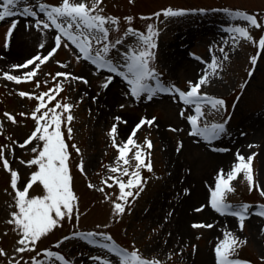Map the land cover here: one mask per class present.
Instances as JSON below:
<instances>
[{"label": "rangeland", "instance_id": "1", "mask_svg": "<svg viewBox=\"0 0 264 264\" xmlns=\"http://www.w3.org/2000/svg\"><path fill=\"white\" fill-rule=\"evenodd\" d=\"M59 2L28 0L33 6L36 3L57 5ZM100 7L103 8V15L120 18V32L110 33L111 38L122 34L129 26L143 32L148 24L155 25L159 35L155 41L157 47L152 66L165 85L174 84L186 91L188 81L196 82L203 74L206 68L204 62H210L213 56L222 60L224 53L219 49L224 47L228 59L222 61L218 76L211 77L209 85L203 86L202 91L209 96L222 98L226 107L216 112L205 106L201 127L227 120L225 132L211 142L189 135L191 126L186 116L193 114L191 108L181 102H174L166 94H159L151 101L146 99V94L139 99L133 98L129 94L130 86L121 77L116 76L107 89L102 88L105 78L114 74L106 70L97 72L95 66L83 59L77 61L78 51L66 39L64 43H68V47L62 44L57 54L41 66L33 81L19 84L8 81L3 78L4 72L23 77L33 66L13 69L12 65L23 64L37 53L47 55L54 46L57 33L54 29L43 32L35 27L26 29V24L35 23L34 18L30 17L17 16L0 22V146H8L5 148V158L9 160L11 168L20 174L18 187L21 190L31 173L37 170V166L28 167L21 161L31 160L36 155L31 148L42 146V142L34 141L24 148L19 147L35 129L31 113L39 102L22 98L18 93L27 92L38 96L48 91L58 82L52 80L57 72H68L73 76L84 77L89 82L64 81V90L55 101L48 104V107H54L59 101L73 105L71 138L68 137L66 126L62 125V131L70 153L72 187L78 197L76 211L72 219L65 218L60 221L59 227L42 237L35 252L16 253L19 236L13 231L14 226L7 223L11 213L17 211L15 193L10 186V172L0 162V248L7 253L6 256H0V264H9V261L14 260H20V264H31V258L37 252H41L38 259H44V249L59 252L70 264H99L90 259L94 256L118 264L117 258L107 253V250L73 235L87 232H103L110 235L118 246L129 251L135 247L145 258H157L162 264H216L214 248L224 238L225 232H231L247 240L246 244L237 248L234 258L262 264L264 217L251 215L241 231L235 217L216 213L209 201L218 170H230L237 150L245 158L256 153L252 161L254 182L264 188V52L257 64L251 65L250 57L257 53V45L246 39L233 44L229 39L231 33L226 31L230 26L247 27L254 41H258L264 35V28H253L243 20L232 19L228 13L244 11L264 21V0H134L133 3H129V0H103ZM169 7L189 12L178 17L141 19ZM127 16L133 17L130 23L124 20ZM41 18L44 17L41 15ZM12 19H18L19 24L6 49L5 34ZM224 41L229 42L225 44ZM41 43L45 44L43 49L39 48ZM134 44V38L129 37L123 46H118L111 53L114 62L120 59L117 54L119 51ZM249 71L252 75H249ZM37 80L40 82L39 88L36 87ZM241 85L244 87L241 88ZM182 110H185V117L180 115ZM5 113L13 115L16 123L8 120ZM20 113L25 115L21 116ZM116 117L127 121L126 124H118L117 143L127 140L141 118H157V126H145L135 137L140 145L144 144L146 137L152 141L153 147L145 149L146 153H151L152 170H139L145 182L144 190L138 197L129 198L130 203L120 216L113 213V201L120 202L116 200L118 186L114 184L108 188L103 183L105 180L112 183L109 177L114 176H119L125 182L128 179L109 170L116 166L118 156L108 135L112 125L118 123ZM173 128L178 131H171ZM72 145L80 149L79 154ZM249 145L254 147L250 148ZM224 152H233L231 163L219 161V155ZM131 156L130 153L131 163L127 166L130 172L136 163ZM81 160L85 164L84 174L77 168ZM89 184L95 187L89 188ZM232 186L235 191L227 195L226 202L234 207L249 204L254 212L259 205L264 204V197L257 190L249 191L243 174L232 181ZM100 188H104V191H99ZM42 195L44 190L38 183L29 190L30 197ZM201 206H204L203 211H194ZM77 214L79 219L76 218ZM194 223L212 224L214 227L197 229L191 226ZM64 237L68 239L64 240ZM59 241L63 243L56 247ZM193 245L196 246L195 251Z\"/></svg>", "mask_w": 264, "mask_h": 264}, {"label": "snow or ice", "instance_id": "2", "mask_svg": "<svg viewBox=\"0 0 264 264\" xmlns=\"http://www.w3.org/2000/svg\"><path fill=\"white\" fill-rule=\"evenodd\" d=\"M133 2L134 0H129V3ZM102 3L103 0H79V2H76V0H60L57 5L36 3L33 6L28 3V0H2L0 2V22L17 16L30 17L34 18L35 23L32 25L26 24V29L35 27L41 32L54 29L57 33L54 37V46L48 51L47 55L37 53V55L26 60L23 64L12 65L13 69H28L33 66L30 71L24 73L23 77L4 72L3 78L8 81H14L17 84L33 81L37 77L41 66L49 62L57 54L62 44L65 48L68 47V43H64L66 39L77 49V61L83 59L95 66L97 72L106 70L108 73L114 74L105 78V82L101 85L102 88L107 89L114 78L118 76L130 86L129 94L133 98L139 99L146 94V99L151 101L159 94L169 95L174 102H181L193 110V114L186 116L191 126L189 135L201 137L208 142L219 138L225 132L227 120L211 125L204 124L203 127H201V121L205 117V106L219 112L221 109H225V101L222 98L209 96L202 91V87L209 85L211 77L218 76L219 70L222 69V61L228 59L224 47L219 49L221 53H224L222 60L213 56L210 62H204L206 68L203 74L196 82L188 81L186 91L181 90L174 84L165 85L159 78L160 74L152 66V62L155 59L154 50L157 47L155 41L159 35L155 25L148 24L143 32L129 26L122 34L111 38L110 33L120 32V18L103 15V8L100 7ZM224 11L228 12L227 9ZM184 14L185 10L183 9H172L169 7L153 13L152 16L141 17V19H159L161 16L166 18L178 17ZM228 14L232 19L243 20L253 28H264V21L258 20L254 14L238 10ZM41 15L44 18H41ZM124 20L130 23L133 17L127 16L124 17ZM18 24V19H12L5 34L4 47L6 49L10 46L11 38ZM226 31L231 33L229 39L233 44L238 43L241 39H246L257 45V53L250 57L251 65L255 66L261 53L264 52V35L258 41H254L248 28L239 25L230 26ZM129 37L134 38L135 44L130 45L126 50L119 51L117 54L120 59L114 62L111 53L117 50L118 46H123ZM228 42L224 41L225 44ZM44 47V43L39 45L41 49ZM197 59L200 58L197 57ZM61 67H67V65H61ZM249 75H252L251 71H249ZM59 78L63 79L60 80ZM52 80L58 82L55 83L53 88L40 93L38 96L27 92L18 93L22 98L36 99L39 102L31 113V118L35 121V129L23 143L19 144V147L24 148L34 141L42 142V146L37 145L31 148V151L36 154L31 160L27 162L21 161L28 167L37 166V170L31 173L22 190L18 187L21 179L20 174L11 168L9 160L5 158V148L8 146H0V162H2L3 168L10 172V186L15 193L14 200L17 211L11 213V219L7 223L14 226L13 231H16L19 236L17 240L19 246L15 249L16 253L35 252L36 245L42 237L59 227L60 221L65 218L72 219L78 204V197L72 187V175L69 166L70 153L62 131V125L66 126L68 137L71 138L72 128L70 124L74 119L71 114L73 105L60 103L59 101L55 103L54 107H48V104L55 101L59 93L64 90V81L75 80L84 84L89 82L84 77L73 76L68 72H57L52 76ZM36 87H40L38 80L36 81ZM243 87L244 85H241V88ZM120 107L123 108L124 105H120ZM4 115L12 123H16L13 115L9 113ZM20 115L24 116L25 113H20ZM180 115L185 117V110H182ZM115 119L118 123L112 125L108 135L111 137L112 146L117 149L118 156L116 157V166L110 167L109 170L112 173H120L122 176H127L128 179L125 182L119 176H114L109 177L112 183H109L108 180L103 181V183L108 188L113 187L114 184L118 186L119 195L116 200L120 202L113 201V213L116 216H120L125 213L126 206L130 203L129 198L138 197L144 190L145 182L139 170L141 168H146L148 171L152 170L151 153L150 151L145 152V149L150 150L153 147L152 141L146 137L144 144L140 145L136 142L135 137L143 127L148 126L151 128L157 126V118H141L123 143H117L118 124H126L127 121L122 120L120 117ZM170 130L178 131L175 128ZM181 147L182 145L177 148V151ZM249 147L254 146L249 145ZM72 148L79 154L80 149L76 145H72ZM133 149H135L134 152ZM217 150L227 151V149ZM130 153L132 154L131 159L136 162L131 172L129 167H127L131 163L129 159ZM255 155L256 153H253L245 158L237 150L235 162L230 170H218L214 186H212L210 192V207L216 213L235 217L241 231L244 229L245 221L251 215L264 217V204L259 205L258 210L253 212L251 211V205L240 204L234 207L226 202V198L229 193L235 191L232 181L236 180L241 174H243L249 185V191L255 189L261 197H264V188L254 182L252 161ZM146 157L147 163H145ZM77 168L82 174L85 173L83 160L77 165ZM37 183L42 186L44 195L30 197L29 190ZM88 187L94 188L95 186L89 184ZM133 189H136V191L134 192ZM98 190L103 192L104 188ZM203 210L204 206H201L194 211L201 212ZM76 218L79 219L78 214ZM191 226L197 229L214 227L212 224L203 223H194ZM73 235L86 239L89 243L96 244L101 249L107 250V253L117 258L118 264H162L157 258H145L135 247L129 251L118 246L113 242V238L110 235L103 232L74 233ZM97 237L100 239H96ZM63 239L67 240L68 237ZM61 243L63 241H59L56 247H59ZM246 243V239L242 240L231 232H225L224 238L214 248L216 264H251L250 261L234 258L237 248ZM195 250L196 246L193 245V251ZM42 253L44 259H38L41 256V252H37L36 256L31 258V264H54L56 261L60 262V264H70L65 256L57 251L44 249ZM6 255L7 253L0 248V256ZM90 259L99 262V264H112L111 260L101 256H94ZM261 261L264 264V257H261ZM9 264H20V260L9 261Z\"/></svg>", "mask_w": 264, "mask_h": 264}, {"label": "bare ground", "instance_id": "3", "mask_svg": "<svg viewBox=\"0 0 264 264\" xmlns=\"http://www.w3.org/2000/svg\"><path fill=\"white\" fill-rule=\"evenodd\" d=\"M234 154L233 152H224L219 155V161L222 163H231L233 161Z\"/></svg>", "mask_w": 264, "mask_h": 264}]
</instances>
